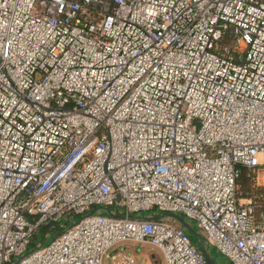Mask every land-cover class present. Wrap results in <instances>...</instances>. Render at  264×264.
Here are the masks:
<instances>
[{
  "label": "built area",
  "instance_id": "1",
  "mask_svg": "<svg viewBox=\"0 0 264 264\" xmlns=\"http://www.w3.org/2000/svg\"><path fill=\"white\" fill-rule=\"evenodd\" d=\"M261 171L264 0H0V264H264Z\"/></svg>",
  "mask_w": 264,
  "mask_h": 264
},
{
  "label": "rangeland",
  "instance_id": "2",
  "mask_svg": "<svg viewBox=\"0 0 264 264\" xmlns=\"http://www.w3.org/2000/svg\"><path fill=\"white\" fill-rule=\"evenodd\" d=\"M259 181L261 183H264V171L260 172ZM98 213L108 214V211H106L105 209L101 208L98 211ZM163 214H165V213L159 212L156 209H152V210H149V211L140 212L136 216H138V217H149L151 215V216L156 217V216H160V215H163ZM82 216H83L82 214H79V215L68 214L67 216L63 217L57 225L64 224L65 228L69 227V226L77 223L82 218ZM183 218L185 219V221H187L188 224H190V226L192 227V229L195 232L199 233L198 227H197L195 221H193L191 219H187L185 217H183ZM175 222H176V224H178L177 221H175ZM57 230L61 231V229L56 226L53 229L48 230V232H47V229L45 227H43V228L39 229V232L35 235L33 241L35 242V244H38V245H46L53 239V237L55 236V231H57ZM185 232L188 234V236L191 239L192 243L197 248H199L200 242H199V238L197 237V235L194 234V233H191V232H189L187 230H185ZM203 244H204V247H205L207 253L208 254L210 253L212 255L215 264H226L227 263V259L224 256L220 255L218 252H215V250L212 247H210L205 240H204ZM120 245H122V244H120ZM120 245H116L115 247L111 248L108 251L109 256L112 253H114V251H115L114 248L119 247ZM137 245H139V243H137ZM117 250H118V248H117ZM134 251H137V249L134 248ZM135 254H137V256H138L137 260H138L139 264H164L162 255H161V253L158 250H156V251L152 250L151 251V249H149L148 252L145 255H144V253L142 254L140 251L135 252ZM103 262H104V264H111L110 258H105L103 260Z\"/></svg>",
  "mask_w": 264,
  "mask_h": 264
},
{
  "label": "crops",
  "instance_id": "3",
  "mask_svg": "<svg viewBox=\"0 0 264 264\" xmlns=\"http://www.w3.org/2000/svg\"><path fill=\"white\" fill-rule=\"evenodd\" d=\"M134 248H136L137 251H140L142 254L144 253V255L148 252L149 249H151V251H156V249L150 247L147 243H141V245H137V243L134 242H126L120 245L119 247L114 248V253H112L110 256L108 254V257L106 258H110L111 264H121L124 261L125 256L131 255L134 258L135 264H139L137 260L138 256L137 254H135V252L137 251H134Z\"/></svg>",
  "mask_w": 264,
  "mask_h": 264
},
{
  "label": "water",
  "instance_id": "4",
  "mask_svg": "<svg viewBox=\"0 0 264 264\" xmlns=\"http://www.w3.org/2000/svg\"><path fill=\"white\" fill-rule=\"evenodd\" d=\"M94 211H95V210H92V211H90L88 214H91V213H93ZM82 217H83V216H82ZM143 218H151V219H166V218H169V219H173V220L177 221L180 225H182V227H183L185 230H187V231H189V232L194 233V234L197 235V237L199 238V242H200V246H199V248H200V250L202 251V253L205 255V257H206L208 263H209V264H215V263H214V260L210 257V255L207 253V251H206V249H205V247H204V244H203V243H204V240H205L204 237H203L201 234L195 232V231L192 229V227L190 226V224H188L187 221H185V219L183 218V216L178 215V214H175V213H165V214H163V215L156 216V217H154V216H149V217H143ZM39 246H40V245H39Z\"/></svg>",
  "mask_w": 264,
  "mask_h": 264
},
{
  "label": "trees",
  "instance_id": "5",
  "mask_svg": "<svg viewBox=\"0 0 264 264\" xmlns=\"http://www.w3.org/2000/svg\"><path fill=\"white\" fill-rule=\"evenodd\" d=\"M238 186H239V189H242L244 191L250 190V187H251V181L247 178L246 173L243 170H242L240 178L238 180ZM34 244H35V242L32 240L31 245L29 247V250H31V248L33 247ZM209 255L213 259L212 255L210 253H209Z\"/></svg>",
  "mask_w": 264,
  "mask_h": 264
}]
</instances>
